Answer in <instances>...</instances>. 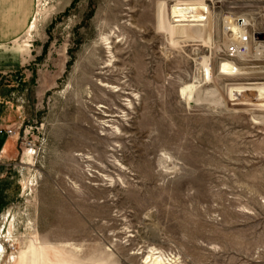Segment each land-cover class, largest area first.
Listing matches in <instances>:
<instances>
[{"label":"rangeland","instance_id":"obj_1","mask_svg":"<svg viewBox=\"0 0 264 264\" xmlns=\"http://www.w3.org/2000/svg\"><path fill=\"white\" fill-rule=\"evenodd\" d=\"M263 86L264 0H37L0 47V264H264Z\"/></svg>","mask_w":264,"mask_h":264},{"label":"crops","instance_id":"obj_2","mask_svg":"<svg viewBox=\"0 0 264 264\" xmlns=\"http://www.w3.org/2000/svg\"><path fill=\"white\" fill-rule=\"evenodd\" d=\"M36 12L37 0H0V47L20 39L30 29ZM16 107L20 110L22 105ZM18 110L0 95V128L12 127ZM16 149V137L0 135V173L1 167L15 157Z\"/></svg>","mask_w":264,"mask_h":264},{"label":"built area","instance_id":"obj_3","mask_svg":"<svg viewBox=\"0 0 264 264\" xmlns=\"http://www.w3.org/2000/svg\"><path fill=\"white\" fill-rule=\"evenodd\" d=\"M251 38L250 35L243 32L237 36V38L226 46V52L230 56L239 57L247 54L250 48ZM17 129L12 126L9 128H0V135H6L8 137L15 136Z\"/></svg>","mask_w":264,"mask_h":264},{"label":"bare ground","instance_id":"obj_4","mask_svg":"<svg viewBox=\"0 0 264 264\" xmlns=\"http://www.w3.org/2000/svg\"><path fill=\"white\" fill-rule=\"evenodd\" d=\"M246 25H248V22H247V20H245L243 18L241 19V21H239V22L236 23V27L234 26V24L232 22H230V24H229L230 29H233V30L235 29V31H233V32H235V39L237 38V36L239 34H241V33H243L245 31V26ZM221 55H223L225 58L230 59V60L235 59V57L230 56L229 54H227V52H226V46H225L224 50L221 51ZM234 71L239 72L240 69L238 67H236L234 64L230 63V62L223 63V65H222V72L223 73L229 74V73L234 72ZM206 75L210 77L209 69H207ZM259 91H261V94L264 97V86L263 87H260L259 88ZM213 92L214 91L211 90L208 93H213ZM3 250H4L3 247L0 246V256L2 255V251ZM157 263H159V261Z\"/></svg>","mask_w":264,"mask_h":264}]
</instances>
